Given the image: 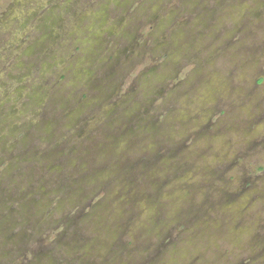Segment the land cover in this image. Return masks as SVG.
<instances>
[{
    "label": "rangeland",
    "instance_id": "rangeland-1",
    "mask_svg": "<svg viewBox=\"0 0 264 264\" xmlns=\"http://www.w3.org/2000/svg\"><path fill=\"white\" fill-rule=\"evenodd\" d=\"M19 259L264 264V0H0Z\"/></svg>",
    "mask_w": 264,
    "mask_h": 264
},
{
    "label": "flooded vegetation",
    "instance_id": "flooded-vegetation-1",
    "mask_svg": "<svg viewBox=\"0 0 264 264\" xmlns=\"http://www.w3.org/2000/svg\"><path fill=\"white\" fill-rule=\"evenodd\" d=\"M15 257H17V256H15ZM17 264H22L20 259H19V262Z\"/></svg>",
    "mask_w": 264,
    "mask_h": 264
}]
</instances>
